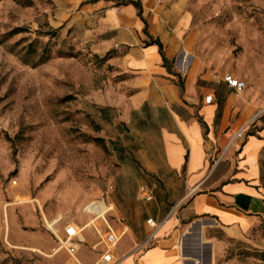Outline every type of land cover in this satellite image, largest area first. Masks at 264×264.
I'll return each mask as SVG.
<instances>
[{
	"label": "rangeland",
	"instance_id": "rangeland-1",
	"mask_svg": "<svg viewBox=\"0 0 264 264\" xmlns=\"http://www.w3.org/2000/svg\"><path fill=\"white\" fill-rule=\"evenodd\" d=\"M158 1L169 37L178 38L176 81L183 53L189 69L235 72L246 83L239 100L254 113L245 135L256 134L264 122V0ZM82 5L0 0V264H75L60 237L68 223L93 217L87 208L103 213L113 202L106 217L119 226L141 218L146 158L137 152L145 141L120 125L117 107L102 109L130 92L128 75L104 58L105 41ZM260 170L264 193V148ZM58 217L53 231L46 220ZM80 237L77 256L92 264L98 238L91 228ZM263 250L264 221L230 242L225 260L264 264Z\"/></svg>",
	"mask_w": 264,
	"mask_h": 264
},
{
	"label": "crops",
	"instance_id": "crops-1",
	"mask_svg": "<svg viewBox=\"0 0 264 264\" xmlns=\"http://www.w3.org/2000/svg\"><path fill=\"white\" fill-rule=\"evenodd\" d=\"M79 1L81 12L96 21L106 53L114 52L107 62L128 75L130 92L121 95V103L103 107H117L120 125L142 135L144 152H137L146 158L141 186L153 191L150 201L139 192L143 210L137 223H111L125 231L113 256L119 264H230L225 260L228 244L264 221L259 187L264 122L259 121L256 134L235 138L241 127L248 129L253 107L239 100L224 75L189 69L184 53L176 70L179 85L152 42L160 40L167 58H175L178 38L169 37V14L160 1L135 0L142 17L135 4L123 0ZM207 94H213L210 103L204 100ZM150 218L156 226L147 222ZM89 228L98 238L92 264H108L100 260L105 246L92 227L83 231ZM81 242L75 264H84L77 256Z\"/></svg>",
	"mask_w": 264,
	"mask_h": 264
},
{
	"label": "built area",
	"instance_id": "built-area-1",
	"mask_svg": "<svg viewBox=\"0 0 264 264\" xmlns=\"http://www.w3.org/2000/svg\"><path fill=\"white\" fill-rule=\"evenodd\" d=\"M224 81L227 85L234 89L236 93H241L246 88V83L244 80L239 77L234 76L231 73H227L224 75ZM213 99V94H207L204 97L205 102L210 103ZM247 124L241 127L235 134V138H241L244 135L245 128ZM140 196L148 201L153 199V191L145 186L140 187ZM105 210L103 213H100L98 210H94L91 208L85 209L86 213L93 214V217L85 224V226L79 227L75 223H68L65 226V233L62 237H60L61 247L65 248V250L74 256L78 250V241L81 239L80 234L88 225V227H92L94 232L100 238V242L104 244V251L100 258L101 261L107 262L108 264H119L120 259H117L112 254L113 246L119 241L125 231H118L115 229L110 221L107 219L106 214L113 210L112 204H106ZM150 225L156 226V223L153 219H148L147 221ZM146 242L141 244L143 246ZM79 264V262H77Z\"/></svg>",
	"mask_w": 264,
	"mask_h": 264
},
{
	"label": "trees",
	"instance_id": "trees-1",
	"mask_svg": "<svg viewBox=\"0 0 264 264\" xmlns=\"http://www.w3.org/2000/svg\"><path fill=\"white\" fill-rule=\"evenodd\" d=\"M123 3H133L135 4L138 8H139V15L142 17V9H141V4L138 2V1H135V0H123ZM145 21V20H144ZM145 24L146 26L148 25L147 22L145 21ZM19 29H16L14 30L13 33H16L15 31H18ZM145 32L148 34V30H147V27L145 28ZM153 43H157L159 45V48H160V54L163 58V62H164V65L169 69V71L171 73H173V70L171 68V60H169V58H167V56L165 55V52L163 50V46H162V43L160 40L156 39V40H152ZM114 54L113 51H108L105 55V59H109L110 57H112ZM179 85L182 87V83H179ZM103 109V112H108L109 110H111L112 108L111 107H105V108H102ZM254 133H250L249 135H253ZM258 258L264 262V250L260 252V254L258 255Z\"/></svg>",
	"mask_w": 264,
	"mask_h": 264
},
{
	"label": "bare ground",
	"instance_id": "bare-ground-1",
	"mask_svg": "<svg viewBox=\"0 0 264 264\" xmlns=\"http://www.w3.org/2000/svg\"><path fill=\"white\" fill-rule=\"evenodd\" d=\"M59 222H60V217L55 218V219L52 220V221L46 220V223H47L48 227H49L50 229H52L53 231H55L54 227H55L56 225H58ZM87 226H88V225H87Z\"/></svg>",
	"mask_w": 264,
	"mask_h": 264
}]
</instances>
